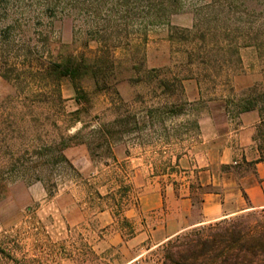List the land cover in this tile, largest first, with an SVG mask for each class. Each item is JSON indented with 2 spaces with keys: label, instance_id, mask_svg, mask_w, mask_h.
<instances>
[{
  "label": "rangeland",
  "instance_id": "obj_1",
  "mask_svg": "<svg viewBox=\"0 0 264 264\" xmlns=\"http://www.w3.org/2000/svg\"><path fill=\"white\" fill-rule=\"evenodd\" d=\"M68 60L106 62L103 89L68 77L58 97L46 70ZM254 86L264 94V0H0V248L15 259L0 262L127 264L111 237L132 234L137 170L169 185L204 122L241 128ZM197 229L133 264L215 233Z\"/></svg>",
  "mask_w": 264,
  "mask_h": 264
},
{
  "label": "crops",
  "instance_id": "obj_2",
  "mask_svg": "<svg viewBox=\"0 0 264 264\" xmlns=\"http://www.w3.org/2000/svg\"><path fill=\"white\" fill-rule=\"evenodd\" d=\"M223 118L233 125L225 113ZM241 121L239 130L224 136L209 132L204 122L199 150L174 160L180 173L171 175L169 185L161 182L167 175L153 172L152 180L141 183L144 172L137 170L135 183L144 192L125 212L132 234L127 237L124 230L111 237L117 241L113 245L131 254L127 264L187 231L264 210V161L255 139L260 115L244 113Z\"/></svg>",
  "mask_w": 264,
  "mask_h": 264
},
{
  "label": "trees",
  "instance_id": "obj_3",
  "mask_svg": "<svg viewBox=\"0 0 264 264\" xmlns=\"http://www.w3.org/2000/svg\"><path fill=\"white\" fill-rule=\"evenodd\" d=\"M106 62L99 60L85 64L75 60L56 62L46 70L45 76L53 83L61 98L60 81L63 78H92L99 89L106 80ZM6 78V74H3ZM107 84H105L106 87ZM106 89V88H105ZM256 86L244 91L237 105L240 114L257 111L260 115L259 140L264 142V94H257ZM256 139V140H258ZM260 160L264 161V144L260 145ZM195 233L214 231L206 239L187 243L179 255L166 252L164 264H264V210L238 215L215 224L203 226ZM182 237L178 236L177 241ZM172 241L163 247L170 246ZM13 251L0 248V253L10 259ZM15 260V259H14ZM2 264V262H0Z\"/></svg>",
  "mask_w": 264,
  "mask_h": 264
}]
</instances>
